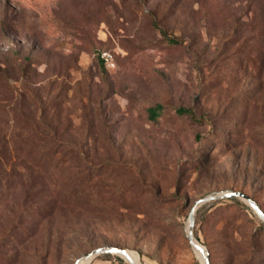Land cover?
Returning <instances> with one entry per match:
<instances>
[{
  "label": "rangeland",
  "instance_id": "374dc122",
  "mask_svg": "<svg viewBox=\"0 0 264 264\" xmlns=\"http://www.w3.org/2000/svg\"><path fill=\"white\" fill-rule=\"evenodd\" d=\"M227 190L264 211V0H0V264H202ZM237 200L210 264H264Z\"/></svg>",
  "mask_w": 264,
  "mask_h": 264
},
{
  "label": "water",
  "instance_id": "95a60500",
  "mask_svg": "<svg viewBox=\"0 0 264 264\" xmlns=\"http://www.w3.org/2000/svg\"><path fill=\"white\" fill-rule=\"evenodd\" d=\"M236 198L245 201L251 209L254 211V213L264 222V211L261 209V207L255 202L251 197L246 195L243 192L239 191H221V192H215L212 193L197 202L193 205L191 212L188 217V223H187V236L191 243V245L194 247L195 250H198L201 252L204 257L205 261L204 264H210L209 261V254L204 246H202L197 239L194 236V226H195V217L198 209L210 202L217 201V200H226ZM104 254H117L121 257L127 256L128 251L125 249H120L116 247H104V248H98L93 250L91 253H89L86 256H83L80 260H78L75 264H80V262H88L89 263L96 257ZM131 264H135L134 262L130 261Z\"/></svg>",
  "mask_w": 264,
  "mask_h": 264
},
{
  "label": "trees",
  "instance_id": "16d2710c",
  "mask_svg": "<svg viewBox=\"0 0 264 264\" xmlns=\"http://www.w3.org/2000/svg\"><path fill=\"white\" fill-rule=\"evenodd\" d=\"M174 43H179V41H174ZM99 63H100V65L104 64L101 59H99ZM163 109H164V106L162 104H156L155 106L150 107L148 109L149 117L152 120L156 121L158 119V117L160 116L161 112L163 111ZM177 112L180 115H186V116H189L190 118H192L193 120H197L195 112L193 111L192 108H178ZM39 132L40 131H38V134H39ZM229 200L230 201H238L236 198H231Z\"/></svg>",
  "mask_w": 264,
  "mask_h": 264
},
{
  "label": "bare ground",
  "instance_id": "6f19581e",
  "mask_svg": "<svg viewBox=\"0 0 264 264\" xmlns=\"http://www.w3.org/2000/svg\"><path fill=\"white\" fill-rule=\"evenodd\" d=\"M199 253L201 254V257H202V264H204L205 257L203 256V254L201 252H199ZM124 258H126L129 262L132 261L135 264H140L139 256L136 253L132 252V251H128V255L124 256ZM80 264H90V263H89V261L88 262L84 261V262H80Z\"/></svg>",
  "mask_w": 264,
  "mask_h": 264
},
{
  "label": "built area",
  "instance_id": "2783aa9c",
  "mask_svg": "<svg viewBox=\"0 0 264 264\" xmlns=\"http://www.w3.org/2000/svg\"><path fill=\"white\" fill-rule=\"evenodd\" d=\"M101 60L108 67L114 66V58H113L112 54L109 52L102 53L101 54ZM121 264H131V263H121Z\"/></svg>",
  "mask_w": 264,
  "mask_h": 264
}]
</instances>
